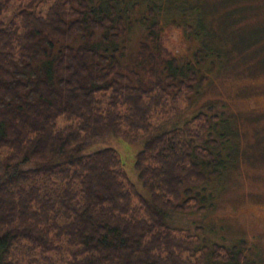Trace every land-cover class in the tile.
Listing matches in <instances>:
<instances>
[{
  "label": "trees",
  "instance_id": "16d2710c",
  "mask_svg": "<svg viewBox=\"0 0 264 264\" xmlns=\"http://www.w3.org/2000/svg\"><path fill=\"white\" fill-rule=\"evenodd\" d=\"M169 3L192 11L201 36L196 9ZM100 11L89 0H0V264H244L243 242L207 245L165 221L205 212L194 189L218 173V116L164 129L207 77L179 74L155 24L127 62L96 47L128 30L114 7ZM110 137L143 142L134 167L145 194L117 150L99 147Z\"/></svg>",
  "mask_w": 264,
  "mask_h": 264
},
{
  "label": "rangeland",
  "instance_id": "374dc122",
  "mask_svg": "<svg viewBox=\"0 0 264 264\" xmlns=\"http://www.w3.org/2000/svg\"><path fill=\"white\" fill-rule=\"evenodd\" d=\"M173 1L196 9L205 30L201 36L192 11L176 13L174 7H167ZM89 2L97 14L114 7L128 27L117 46L96 43V47H117L127 62L135 55L140 41L147 40L148 28L155 24L159 33L167 34L165 45L179 61V74L196 68L207 77L191 108L164 129L181 127L200 111L218 116L209 130L211 138L218 142L214 152L221 156L219 165L214 166L218 173L194 189L205 198L201 203L205 212H168L166 223L188 228L207 245L238 246L243 242L244 264H264V0ZM49 4L47 1L43 12ZM233 9L239 13L233 14ZM240 25L243 29L238 30ZM209 40L213 47L207 49L204 43ZM106 146L117 150L128 178L145 194L134 167L135 155L143 148V142L129 144L110 137L99 144Z\"/></svg>",
  "mask_w": 264,
  "mask_h": 264
}]
</instances>
